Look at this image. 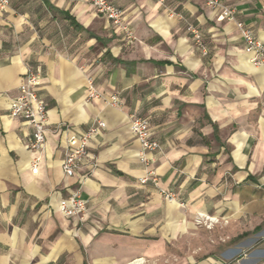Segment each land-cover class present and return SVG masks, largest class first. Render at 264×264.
<instances>
[{
	"label": "crops",
	"instance_id": "1",
	"mask_svg": "<svg viewBox=\"0 0 264 264\" xmlns=\"http://www.w3.org/2000/svg\"><path fill=\"white\" fill-rule=\"evenodd\" d=\"M109 1L135 41L88 0H10L1 15L0 264H264V67L237 27L264 43V0H224L234 21L205 0ZM29 67L42 74L48 109L41 153L29 149L30 126L9 114ZM90 79L104 98L89 100ZM132 117L161 146L145 155L149 166ZM96 120L106 128L66 177L67 139ZM150 170L157 182L141 184ZM85 175L80 221L59 204ZM200 213L219 224L198 226Z\"/></svg>",
	"mask_w": 264,
	"mask_h": 264
},
{
	"label": "built area",
	"instance_id": "2",
	"mask_svg": "<svg viewBox=\"0 0 264 264\" xmlns=\"http://www.w3.org/2000/svg\"><path fill=\"white\" fill-rule=\"evenodd\" d=\"M93 6L96 13L106 17L115 27H117L122 35L129 41H135L136 37L125 20L122 8L112 4L109 0H88ZM206 4L213 10L221 13L222 17L229 20H235L236 10L229 7L224 0H205ZM10 7V0H0V18L4 11ZM238 30L244 40V51L251 56V63L258 67H264V43L258 40L251 29L243 22H237ZM188 31L193 34V38L197 42L198 47L207 54V48L203 41L201 32L193 25L188 27ZM42 74L34 68L29 67L25 73L24 79L19 86V92L10 103L9 114L12 118L24 120L31 128V139L29 149L35 153H41L46 146V132L49 122L48 109L44 100L39 94L42 85ZM89 100L102 99L104 96L97 90L93 80L88 82ZM111 106L121 108L122 102L118 95H113L108 99ZM106 128L104 121L96 120L89 129L81 134L70 136L67 139L66 152L62 164V170L66 177L74 178L78 172L84 168V160L88 155V147L92 140ZM131 132L138 139L143 154L141 161L149 166L151 160L145 157L149 152L161 151L159 142L150 135V124L147 120L141 118L131 119ZM39 159L33 163V172L38 171ZM87 175L83 176L72 192L60 201L59 209L66 217L76 218L80 221L84 220L87 212L88 202L83 197L82 186L87 179ZM158 175L155 170H150L146 177L140 179L141 184H147L149 181L157 182ZM165 198L169 201H175L176 195L171 192H163ZM195 222L200 227L212 229L220 220L217 217L200 213L196 216ZM130 264H138L136 261Z\"/></svg>",
	"mask_w": 264,
	"mask_h": 264
},
{
	"label": "rangeland",
	"instance_id": "3",
	"mask_svg": "<svg viewBox=\"0 0 264 264\" xmlns=\"http://www.w3.org/2000/svg\"><path fill=\"white\" fill-rule=\"evenodd\" d=\"M205 228V227H204Z\"/></svg>",
	"mask_w": 264,
	"mask_h": 264
}]
</instances>
